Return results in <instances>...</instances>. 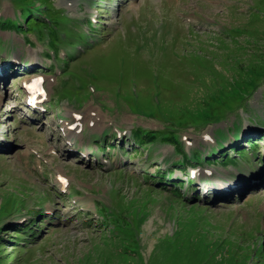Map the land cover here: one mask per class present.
<instances>
[{
  "label": "rangeland",
  "instance_id": "rangeland-1",
  "mask_svg": "<svg viewBox=\"0 0 264 264\" xmlns=\"http://www.w3.org/2000/svg\"><path fill=\"white\" fill-rule=\"evenodd\" d=\"M0 264H264V0H0Z\"/></svg>",
  "mask_w": 264,
  "mask_h": 264
},
{
  "label": "trees",
  "instance_id": "trees-1",
  "mask_svg": "<svg viewBox=\"0 0 264 264\" xmlns=\"http://www.w3.org/2000/svg\"><path fill=\"white\" fill-rule=\"evenodd\" d=\"M41 2H42V4H44L45 6H47L48 7V9H50V6H51V0H40ZM50 5V6H49ZM45 15H48L49 17H51V12H50V10H48L47 12H45L44 13ZM27 23L29 24V26H31V27H38V26H46V25H48L47 23H44L43 21H36V20H34V19H28V21H27ZM9 25H10V23H8ZM55 37V36H54ZM52 38L53 40H52V43H53V46L55 47V45H54V40H55V38ZM51 42V41H50ZM144 133H148V132H144V131H142L140 128H136V130H135V132H134V139L136 140V142H139V144H144V141H145V138H144V136L142 135V134H144ZM148 135H150L149 133H148ZM185 159V158H184ZM197 160H199L198 158H195V161H196V163H198V161ZM223 162H226L227 161V158H225V159H223L222 160ZM181 185V184H180Z\"/></svg>",
  "mask_w": 264,
  "mask_h": 264
},
{
  "label": "bare ground",
  "instance_id": "bare-ground-1",
  "mask_svg": "<svg viewBox=\"0 0 264 264\" xmlns=\"http://www.w3.org/2000/svg\"><path fill=\"white\" fill-rule=\"evenodd\" d=\"M41 81V78L40 77H38V76H32L30 79L28 78L26 81H25V84L27 83V84H29L28 82H30V84H32L33 83V85H35V86H39V84L41 83L40 82ZM29 93H31V90H30V92ZM69 114H72L74 117H79L82 121H84V119H89L90 121L92 120V117H91V115L93 114L92 113V111H91V109L90 108H87L86 110H84L83 111V114H78L79 112H77V111H75V110H70V112H68ZM86 113H87V115H86ZM97 116H99V115H97L96 114V116L94 117L95 119L94 120H96L97 119ZM96 123V122H95ZM95 123H93V124H95ZM96 125V124H95ZM68 126V123H66L65 124V127H67ZM75 128V127H74ZM66 133H69L70 135H73V134H75V131H73V132H70V130H66ZM57 178H59L60 176H61V174L60 173H58L57 174ZM60 179V178H59ZM69 179V178H68ZM69 183V182H68Z\"/></svg>",
  "mask_w": 264,
  "mask_h": 264
}]
</instances>
